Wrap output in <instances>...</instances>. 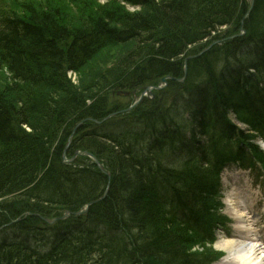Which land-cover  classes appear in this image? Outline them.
<instances>
[{
	"label": "trees",
	"instance_id": "1",
	"mask_svg": "<svg viewBox=\"0 0 264 264\" xmlns=\"http://www.w3.org/2000/svg\"><path fill=\"white\" fill-rule=\"evenodd\" d=\"M72 1L0 11V264H202L221 167L264 163L243 143L264 136V0ZM164 77L122 112L117 91ZM180 148L197 156L174 168Z\"/></svg>",
	"mask_w": 264,
	"mask_h": 264
},
{
	"label": "rangeland",
	"instance_id": "2",
	"mask_svg": "<svg viewBox=\"0 0 264 264\" xmlns=\"http://www.w3.org/2000/svg\"><path fill=\"white\" fill-rule=\"evenodd\" d=\"M3 1L7 2V0H3ZM34 1H36L38 3L37 6H41V8L42 7L46 8L47 4L51 5L52 7L54 5H57L60 6L61 8L63 7L65 8L66 6V11L68 12L70 11L73 17L76 16L79 10L83 8V5H81L80 3L73 1L70 2V0H34ZM107 1L108 0H96L98 4H104ZM6 7L9 9L13 7V5L11 4V0L9 1V4L0 2V8H6ZM129 9L133 10L137 8H129ZM71 17L69 16L66 19L65 18L63 19L66 21ZM121 47L122 46H118V47H113V49L110 48L105 50L102 53V55H98V57L95 58V61H99L101 59V56L110 58L111 56L116 54L121 49ZM105 53H107V55H103ZM75 77L76 75H72V78ZM166 86L167 84L164 85V83L162 82L159 84V87L161 88L158 90H163ZM141 93H143L144 98H146V96L150 97L152 93L155 95L153 90L150 91L149 93L148 91H144V89H140L136 91V94L133 95L132 99L131 97L124 95H122L120 99L127 100V102H134L136 98L139 96V94L141 95ZM240 127L242 129L243 134L248 133L247 127L245 126H240ZM262 146L264 147V144ZM220 178L222 181L221 195L215 198L211 208V211L213 212L211 221L215 226L214 227L215 235L213 236L214 239L213 241L210 242V244L206 242L210 240H207L208 238H206V236L204 235L202 236V239L205 242V247H204L205 252L206 250L210 252L208 260H203L202 264H217L220 258L222 257L221 253L218 251L219 249L215 247V244L218 241L219 236L221 235L229 236L230 234H234V229H233L234 222L228 212V207L226 205H223V207L220 208L218 205L219 202H221L222 204V200L226 201V199H228L227 197L229 196L235 199V201L232 199V201L236 203L235 205H237L239 208H242V210L246 212L247 215L249 216V219L252 220V224L254 226V231H253V234L255 235L254 238L258 239V241H260L261 243L264 240L263 233H261L259 227L257 226V222L259 220H263L264 218V163L261 165L260 171H259V167L257 170L252 166H246L243 168L235 164L228 165L226 168H224ZM252 191L257 193L255 195L256 198H254L253 195L251 194ZM241 204H246L247 208L243 207ZM196 249H199V247L196 246L194 250Z\"/></svg>",
	"mask_w": 264,
	"mask_h": 264
},
{
	"label": "bare ground",
	"instance_id": "3",
	"mask_svg": "<svg viewBox=\"0 0 264 264\" xmlns=\"http://www.w3.org/2000/svg\"><path fill=\"white\" fill-rule=\"evenodd\" d=\"M253 2L250 1L247 13L251 10ZM232 199L235 201L229 196L226 202H228V212L234 222V234L219 236L215 247L221 251L223 256L217 264H264V249L258 239L254 238L252 220L246 212L235 205Z\"/></svg>",
	"mask_w": 264,
	"mask_h": 264
},
{
	"label": "water",
	"instance_id": "4",
	"mask_svg": "<svg viewBox=\"0 0 264 264\" xmlns=\"http://www.w3.org/2000/svg\"><path fill=\"white\" fill-rule=\"evenodd\" d=\"M252 2H253V0H252ZM185 71H186V68H185V66H184V75H185ZM165 78H169V77H165ZM165 78H162V79H161V81H164V80H165ZM183 79H184V77H183V78H181V79H179V80H180V81H182ZM158 88H159V87H158ZM146 90H148V91H149V90H150V87H147V88H146ZM137 102H138V101H136V102H135V104H136ZM95 162L97 163V161H96V160H95ZM99 169H100V170H102V168H101V167H99ZM87 206H88V205H87Z\"/></svg>",
	"mask_w": 264,
	"mask_h": 264
}]
</instances>
